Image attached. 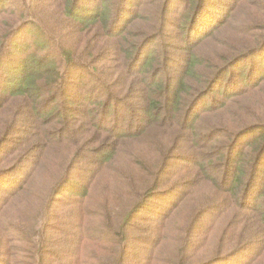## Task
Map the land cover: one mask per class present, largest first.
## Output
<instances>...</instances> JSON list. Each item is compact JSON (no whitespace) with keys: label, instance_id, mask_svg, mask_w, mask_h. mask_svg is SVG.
Masks as SVG:
<instances>
[{"label":"trees","instance_id":"trees-1","mask_svg":"<svg viewBox=\"0 0 264 264\" xmlns=\"http://www.w3.org/2000/svg\"><path fill=\"white\" fill-rule=\"evenodd\" d=\"M26 194L28 264H263L264 0H0V220Z\"/></svg>","mask_w":264,"mask_h":264},{"label":"rangeland","instance_id":"rangeland-1","mask_svg":"<svg viewBox=\"0 0 264 264\" xmlns=\"http://www.w3.org/2000/svg\"><path fill=\"white\" fill-rule=\"evenodd\" d=\"M12 1L13 0H9L10 3ZM21 36H20V39H22ZM37 41L39 42V44L40 43L44 44L43 39H37V37H36V42ZM220 98H222V97L219 96V99ZM249 104H251L253 106V109L260 110V108H258V107H256L254 105V102L253 101H250ZM209 107H210V105L208 104L206 106V111L209 110ZM168 111H172V108H170V109L168 108L167 112ZM222 116L223 115L221 114V117ZM221 117H219L218 119H213L212 116L207 117L208 120H207L206 124H210V123L214 124L216 120H221ZM224 118L226 119V117H224ZM87 119H89L88 116H87ZM39 121L41 123V128L43 130H46V129H48L50 127V124H49L50 120L47 119V117L41 118V119H39ZM38 127H39V124H38ZM159 135L160 134H158V133L152 132V134L150 136L145 137L144 139L141 140V143L139 144V147H137V149H136V146L133 145L132 146V150H134L136 152H140V153L141 152H145V150L147 149V146L153 140V137L159 136ZM15 140L16 139L14 137L12 140H10V142H15ZM93 147L94 146L91 145L88 142L86 144V151H85V153L86 154L91 153ZM122 157H123V160H122L123 161V165H128L129 166V163L131 162V159L130 158L128 159V156H126V155H122ZM52 169L55 170V168H52ZM175 170H176V168H173L168 173H175ZM110 173H112L111 170H110V172L107 173V176H109ZM48 175L49 174H45V179H47ZM104 179L105 178L102 179V182H103ZM102 182H99L98 185H97V188H98L97 190L98 191L100 189V186H102ZM172 183H174V181ZM181 188L182 187H180L179 190ZM212 188H213L212 185H204V186L201 187L200 190H203V191H205V193H207L209 190H212ZM75 190H76V186L75 185H71V184L67 185L66 187H64V189L62 191V194L60 195V199L63 198L64 200H67L69 197H73L74 196V193H75ZM39 193H45V190L43 192H39ZM97 195L99 197H101L100 191L97 192ZM252 197H253L252 203L260 205L259 209L261 210L263 208V206L261 204H259V203H261L263 201V197H262L261 193L260 192H257V193L254 192L252 194ZM23 199L24 200H20L18 202V206L19 207H17V208L9 207L5 211V213H3L4 216H5V218H3L2 220H0V240L2 239V237H4V235H5L4 233H6L7 236H5V240H6V238H9V242H10L8 244V246H7V251L14 256V259H16V261H17L16 264H28V262H29L28 261V256H26V252H25V251H28V244L24 241V239L22 237H20L19 235L16 236L14 234V232H12L11 230H8V228L10 229V226H8L9 221L12 222L14 219L22 218L23 220L26 221L24 223V228L28 231V223H27V220H28V194H26ZM229 202H231V204H232V199H230ZM154 208L155 207L153 206V208L151 210H147V211L143 212V215L144 214L147 215L148 212H153ZM230 209H231V211L228 212L226 214V216H225V219L229 223L233 222L234 220H238V218L240 217V214L236 210H233L234 207H230ZM72 211L73 210H69L68 212L69 213H72ZM180 222L181 221H178V222H176V224H178ZM219 224L220 223H217V224L210 223L207 226H204L203 229L200 231V234H199V237L196 240V243L199 246H202L203 247L204 245H206V240H208L213 245H216V244H219L222 239H226V237H228V235H229L230 230L232 229V227H229L227 230H225V229H223L224 226L219 227L218 226ZM229 251L230 250H228V252ZM209 252H210L209 251V248L205 246V248L203 249V253L206 254V255H208ZM233 260H234L235 264H237L236 263L237 261L244 262L243 256H240V259H237V260L233 259ZM245 261L248 263V262L251 261V259L249 257H247ZM216 264H234V263L232 261L228 260L227 262H223V263L217 262ZM259 264H262V263H259Z\"/></svg>","mask_w":264,"mask_h":264}]
</instances>
